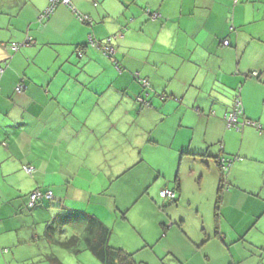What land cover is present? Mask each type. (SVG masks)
<instances>
[{"label": "clouds", "instance_id": "1", "mask_svg": "<svg viewBox=\"0 0 264 264\" xmlns=\"http://www.w3.org/2000/svg\"><path fill=\"white\" fill-rule=\"evenodd\" d=\"M239 5L0 0V131L27 122L53 145L65 199L83 192L115 207L146 190L141 203L183 229H173L177 244L163 246L177 259L156 257L157 264H192L205 252L203 264H264V19L246 15L228 28ZM76 53L82 85L53 75ZM66 97L86 110L69 112ZM0 140V167L20 175L12 142ZM123 169L134 185L117 178ZM240 203L246 207L234 221L213 215ZM20 235L0 239V264H22Z\"/></svg>", "mask_w": 264, "mask_h": 264}, {"label": "crops", "instance_id": "2", "mask_svg": "<svg viewBox=\"0 0 264 264\" xmlns=\"http://www.w3.org/2000/svg\"><path fill=\"white\" fill-rule=\"evenodd\" d=\"M256 2L257 0H240V5L236 10L234 24H229L227 27L231 29L241 26L245 23L246 15L264 19V16H261V11L264 10V8H261L256 4ZM247 5H253L254 10L253 8L246 7ZM14 20L15 16H11L10 21ZM247 23L251 24L252 20H247ZM33 39L38 38L33 37ZM0 43H6V41H0ZM45 44H48V41H45L42 47H44ZM75 55L76 56L72 58L73 63L80 58L79 53H76ZM61 67L62 71L53 73L54 76H62L66 79H70L73 85L83 84V81L77 79L78 77H76L80 72L77 73L72 71L73 69H67L60 65L58 68ZM55 85L56 82L49 78V90L54 89ZM61 87H63V85H61ZM12 91L15 92V89H12ZM66 99L67 104L65 106L68 108V111L74 115L76 114L77 109L86 110L84 101L78 102L71 97H66ZM82 105H84V107H82ZM0 136L12 142L10 146L14 148L16 153H18V163L20 164V167L16 169V173H20V175L8 172L7 169L0 167V239L6 237L9 233H22L16 241L19 245L17 256L19 260L22 261V264H50L49 261L45 259L46 256L50 254L57 256L61 264H67V262H72L74 258L77 260L80 255H85L84 251L81 250V247L78 248L77 251L71 252L70 250L62 249L53 245L52 242L45 237V228L48 221L52 217L67 210H76L90 215H98L99 211L111 213L113 207H107L100 203L89 202V200L85 198L83 192L76 193L75 198L65 199L60 190L62 187L60 181L63 177L61 176L60 169L58 167L59 161L50 155V152L53 150V145L49 144L43 136L34 134V132L27 127V122H16L15 124L6 126L4 130L0 131ZM0 143H3V140H0ZM25 154L30 157L26 162L21 158ZM2 163L3 162L0 161V164ZM25 167H29L30 171H25ZM54 168L56 169L55 171H53ZM125 174L131 176L129 184L134 185L136 183V179L128 172V169H123L121 172H118L117 178L121 175L126 176ZM10 178L13 182H10ZM81 183H88L87 174L81 178ZM36 188H40L45 191L50 190L53 194V199L49 200L43 198L33 207H27V195ZM145 189H147V186H145ZM247 194L249 198L254 197V194L251 191H248ZM140 196L141 199L143 197H147V191H142ZM212 207L215 209L218 208L219 205L216 202H213ZM245 207V203H240L239 207L234 206L232 208H226L221 213L214 212L213 215L214 217L223 215L228 219H233L234 221L233 214H238L244 211ZM116 208L121 209L122 207L119 205L118 207H114L115 210ZM255 215L256 219H253L250 223H248V226L244 229V234H246L249 229L253 227V225L257 224V221L260 218L259 213H256ZM157 220L158 223H162L163 227V230H156L155 233L158 236L157 241H161V238L165 236V233H167H164V229H166L168 220L163 218H159ZM183 222V217H180V223L182 224ZM223 227H229L228 220L225 221ZM83 228L84 223L82 221H73L69 224L68 234L75 233L82 236ZM168 238L170 237L167 235L166 240L170 241L172 238L173 240H176L174 237L171 239ZM237 239H240V237H237ZM116 240L119 243H116ZM200 241V245L206 243L203 238ZM110 244L132 252H137L139 251L138 248H140L138 247V242H135L133 247L129 248L120 239L113 238H111ZM3 247L6 246L0 245V250H2ZM158 256H161V258L171 256L172 259H177L171 249H167L164 255ZM140 258L141 260H147V263L140 261L143 262L142 264H150V262H153V260L144 259V256H140ZM208 258L209 253L205 252L202 254V257H193L192 264H201V261H206ZM84 259H88L87 256H84ZM77 263L84 264L80 260H77ZM152 264H157V261ZM229 264H231V261H229Z\"/></svg>", "mask_w": 264, "mask_h": 264}, {"label": "trees", "instance_id": "3", "mask_svg": "<svg viewBox=\"0 0 264 264\" xmlns=\"http://www.w3.org/2000/svg\"><path fill=\"white\" fill-rule=\"evenodd\" d=\"M27 44H29V41L26 39L23 45ZM26 168L27 167H25V171ZM35 190H38L42 194L47 192V190L45 191L40 188H36L31 192ZM219 190L220 189L218 188V191ZM48 191L51 192L50 190ZM31 192L27 195V202ZM43 198H45L44 195L37 199L35 205ZM45 199H53L52 192L51 197ZM114 212V207L111 213L99 211L98 215H90L76 210H67L52 217L48 221L45 228V237L51 241L53 245L62 249L70 250L71 252L77 251L78 248L81 247V250L88 251L100 264L143 263L137 262L135 259V251L129 252L121 247H115L110 244L112 229L107 223ZM125 212L126 210L120 211L121 218L123 219L125 218ZM73 221H82L84 223L82 236L75 233L68 234L69 224ZM45 259H47L50 264H61L60 260L54 254L47 255Z\"/></svg>", "mask_w": 264, "mask_h": 264}, {"label": "rangeland", "instance_id": "4", "mask_svg": "<svg viewBox=\"0 0 264 264\" xmlns=\"http://www.w3.org/2000/svg\"><path fill=\"white\" fill-rule=\"evenodd\" d=\"M257 5H259L261 8H264V0H257ZM45 48L48 47V44H45ZM76 56V55H75ZM79 60V59H78ZM76 60V61H78ZM72 66H71V65ZM63 67L67 69H73L72 71L80 72L79 69L76 66V62L71 63H65L62 65ZM59 67V65L57 66ZM80 73L77 74L76 77H79ZM78 79V78H77ZM154 155V158L158 159V157ZM131 176L126 175L125 179L130 180ZM143 197L141 199L140 194L135 196V198H130L129 202L121 206L122 208H117L114 213L110 216V220L107 223L109 227L112 229V238L113 239H120L122 242H124L127 247L131 248L133 247V244L135 242H138V248L139 251L135 253V259L139 263L140 261L146 262L147 260H141L140 256H144V259L153 260V262H150V264L154 263L156 261V257L159 259H164L159 257L158 255H161V253H164V245L171 243V244H177V240H173V229H178L182 231L180 228V224L169 223L167 222L166 229H164V233L167 232L168 239H171L170 241L164 239L161 241H157L158 236L155 234L156 230H163L162 223H158L156 216L154 215L153 209L147 205H144L141 203V201L144 199ZM119 204L116 205L118 207ZM126 210L125 212V218H121L120 211ZM154 230V233H153ZM172 236V237H171ZM157 242H160L157 244ZM116 243L117 242L116 240ZM152 244V245H151ZM201 241L196 244V246L200 247ZM137 247V246H136ZM143 247V248H142ZM155 249V250H154ZM171 249V248H168ZM130 252V251H129ZM85 255H80L77 260L82 261L84 264H100L94 257L88 252L84 251ZM84 256H87L88 259H84ZM81 258V259H80ZM76 258L73 259L72 262H67V264H78ZM203 261H201L202 264ZM142 264V263H139Z\"/></svg>", "mask_w": 264, "mask_h": 264}, {"label": "built area", "instance_id": "5", "mask_svg": "<svg viewBox=\"0 0 264 264\" xmlns=\"http://www.w3.org/2000/svg\"><path fill=\"white\" fill-rule=\"evenodd\" d=\"M16 45H13V47H15ZM26 171L29 172L30 171V168L27 167L26 168ZM39 191L38 190H35L33 192L30 193L29 195V199H28V202H27V207H33L35 205V202L37 199H39L41 196H37L36 194L38 193ZM41 193V192H39ZM45 198H50L51 197V192L47 191L45 194H43ZM35 197V198H34Z\"/></svg>", "mask_w": 264, "mask_h": 264}]
</instances>
